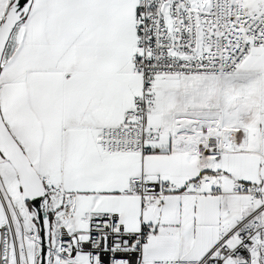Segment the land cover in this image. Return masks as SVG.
I'll return each mask as SVG.
<instances>
[{"label": "snow or ice", "instance_id": "1", "mask_svg": "<svg viewBox=\"0 0 264 264\" xmlns=\"http://www.w3.org/2000/svg\"><path fill=\"white\" fill-rule=\"evenodd\" d=\"M0 264H264V0H0Z\"/></svg>", "mask_w": 264, "mask_h": 264}]
</instances>
